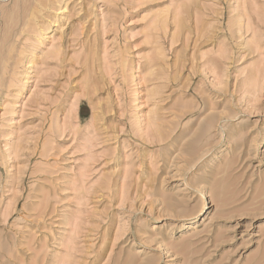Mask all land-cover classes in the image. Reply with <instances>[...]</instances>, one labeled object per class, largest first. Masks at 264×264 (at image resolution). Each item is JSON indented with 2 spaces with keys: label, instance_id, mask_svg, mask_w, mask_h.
Wrapping results in <instances>:
<instances>
[{
  "label": "rangeland",
  "instance_id": "obj_1",
  "mask_svg": "<svg viewBox=\"0 0 264 264\" xmlns=\"http://www.w3.org/2000/svg\"><path fill=\"white\" fill-rule=\"evenodd\" d=\"M0 264H264V0H0Z\"/></svg>",
  "mask_w": 264,
  "mask_h": 264
},
{
  "label": "bare ground",
  "instance_id": "obj_2",
  "mask_svg": "<svg viewBox=\"0 0 264 264\" xmlns=\"http://www.w3.org/2000/svg\"><path fill=\"white\" fill-rule=\"evenodd\" d=\"M7 32H8V30H7Z\"/></svg>",
  "mask_w": 264,
  "mask_h": 264
}]
</instances>
